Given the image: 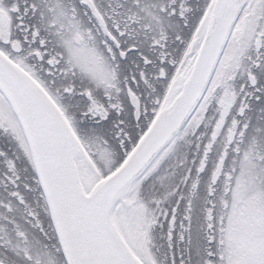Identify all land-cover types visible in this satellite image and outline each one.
Returning a JSON list of instances; mask_svg holds the SVG:
<instances>
[{
    "label": "snow or ice",
    "instance_id": "6c2138e0",
    "mask_svg": "<svg viewBox=\"0 0 264 264\" xmlns=\"http://www.w3.org/2000/svg\"><path fill=\"white\" fill-rule=\"evenodd\" d=\"M0 264H264V0H0Z\"/></svg>",
    "mask_w": 264,
    "mask_h": 264
}]
</instances>
